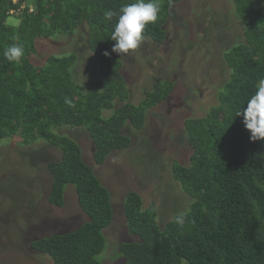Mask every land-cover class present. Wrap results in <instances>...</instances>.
<instances>
[{"label":"trees","instance_id":"trees-1","mask_svg":"<svg viewBox=\"0 0 264 264\" xmlns=\"http://www.w3.org/2000/svg\"><path fill=\"white\" fill-rule=\"evenodd\" d=\"M181 1L161 0L158 21L147 26L146 37L165 41V26ZM134 2L0 0V141L18 134L25 143L41 139L60 149L61 158L47 165L52 179L48 200L62 208L67 187H74L88 217L76 230L31 242V249L53 264H103L104 230L114 219L111 193L84 162L81 147L55 130L84 127L95 147L94 161L101 165L110 153L130 147L125 126L143 129L147 111L174 89L171 81L158 82L139 104L129 101L122 62L112 52L117 18L105 21L103 13ZM232 2L245 26L246 43L224 55L231 76L219 105L206 117L185 122L194 149L190 166L174 163V178L193 201L187 212L177 214L184 217L183 224L173 218L160 227L156 206L144 208L138 193L127 192L124 215L129 232L139 240L119 246L124 264H264V140L252 141L243 117L235 116L264 78V6L256 8L255 0ZM11 18L19 23H10ZM81 26L87 28L86 43L100 64L101 90L75 83L76 54L50 56L39 67L31 62L38 40L72 37ZM12 44L25 49L18 63L4 57ZM104 111L112 113L105 119Z\"/></svg>","mask_w":264,"mask_h":264},{"label":"rangeland","instance_id":"rangeland-1","mask_svg":"<svg viewBox=\"0 0 264 264\" xmlns=\"http://www.w3.org/2000/svg\"><path fill=\"white\" fill-rule=\"evenodd\" d=\"M256 6L263 7L264 0H255ZM9 21L19 23L15 18ZM165 29L162 43L147 37L135 52H113L122 62L131 103L139 104L158 82L174 83L168 98L147 111L143 129L125 126L123 132L132 140L129 148L110 153L98 165L84 127L55 130L81 147L84 162L111 193L114 219L104 230L106 249L99 256L103 264H124L119 246L139 240L129 232L124 215L127 192L138 193L144 208L156 206L160 227L189 210L193 199L173 172L175 162L189 167L194 151L185 122L204 118L219 105V94L231 76L224 55L246 43L245 26L232 0H182L173 6ZM86 37L87 28L81 26L72 37L58 34L38 40L31 62L39 67L50 56L76 54L71 70L75 83L101 90L100 64ZM111 113L104 111L103 118ZM60 158V149L41 139L28 144L17 134L0 141V264H53L50 257L32 250L31 242L76 230L88 221L74 187H67L62 208L48 200L52 179L47 165Z\"/></svg>","mask_w":264,"mask_h":264},{"label":"clouds","instance_id":"clouds-1","mask_svg":"<svg viewBox=\"0 0 264 264\" xmlns=\"http://www.w3.org/2000/svg\"><path fill=\"white\" fill-rule=\"evenodd\" d=\"M161 12V0H135L134 3L125 4L118 11L107 10L103 13L105 21L117 18L111 40L115 41L112 52L121 56L135 52L147 39L145 30L148 25L158 21ZM25 55L22 44H12L4 51V57L9 62L18 63ZM104 55L109 56V52ZM65 103L71 101L65 98ZM235 116L243 117L245 129L251 134L252 141L264 140V78L258 80L255 92L247 100V107L238 110ZM177 224H183L184 217H175Z\"/></svg>","mask_w":264,"mask_h":264}]
</instances>
